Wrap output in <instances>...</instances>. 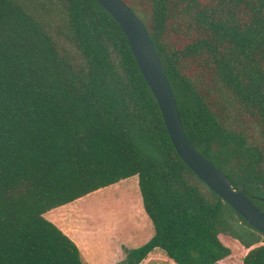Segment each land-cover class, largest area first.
<instances>
[{"label":"trees","instance_id":"obj_1","mask_svg":"<svg viewBox=\"0 0 264 264\" xmlns=\"http://www.w3.org/2000/svg\"><path fill=\"white\" fill-rule=\"evenodd\" d=\"M122 1L192 145L264 213V0ZM133 175L153 233L113 264L156 248L175 264H264V234L176 153L104 6L0 0V264H88L43 214Z\"/></svg>","mask_w":264,"mask_h":264},{"label":"water","instance_id":"obj_2","mask_svg":"<svg viewBox=\"0 0 264 264\" xmlns=\"http://www.w3.org/2000/svg\"><path fill=\"white\" fill-rule=\"evenodd\" d=\"M122 28L137 66L160 109L163 122L178 156L210 189L226 201L251 226L264 234V213L234 187L227 176L200 154L185 134L170 84L155 47L141 20L122 0H97ZM263 187L262 184H260Z\"/></svg>","mask_w":264,"mask_h":264},{"label":"rangeland","instance_id":"obj_3","mask_svg":"<svg viewBox=\"0 0 264 264\" xmlns=\"http://www.w3.org/2000/svg\"><path fill=\"white\" fill-rule=\"evenodd\" d=\"M137 175L122 179L117 183L99 188L87 195L66 204L71 211V216L76 215L81 219V222H89L91 225L111 224L110 231L115 234L116 242L113 247L106 253L99 261L93 259L91 255L86 254L87 262L94 264H113L121 260L124 256L123 248H135L146 242L153 233V228L150 220L142 216L143 210L135 209L133 214L136 216V228L128 230L126 239H119L123 237L124 230L123 218L126 214V209L129 205L138 203L140 194L138 190ZM46 211L43 216L49 220L50 211ZM144 213V212H143ZM145 215V213H144ZM88 217V218H87ZM122 225V227H121ZM115 227V228H114ZM233 254L240 257L244 250L240 249L235 243H229ZM140 264H175L166 257L160 249L152 250L149 255Z\"/></svg>","mask_w":264,"mask_h":264},{"label":"crops","instance_id":"obj_4","mask_svg":"<svg viewBox=\"0 0 264 264\" xmlns=\"http://www.w3.org/2000/svg\"><path fill=\"white\" fill-rule=\"evenodd\" d=\"M135 209L142 210L139 200L138 203H131L129 207H127L125 211L126 214L123 218V227L127 228V230H124L123 237L119 239L128 238L130 236L127 235L128 230L136 228L135 223L137 218L133 214ZM76 215L74 214V216H71L70 209L64 204L55 207L50 211L49 220L60 228L76 244L82 257L87 259L86 254H89L93 259L99 261L103 258L104 253L109 251L116 242V237L115 240L113 238L115 234L110 231L111 224L107 223L98 226L91 225L89 222H81V219L77 218ZM145 216L146 215H144L142 211L141 217H144L145 220H147ZM87 263L92 264L90 262Z\"/></svg>","mask_w":264,"mask_h":264}]
</instances>
